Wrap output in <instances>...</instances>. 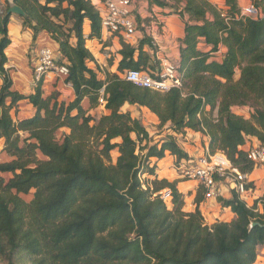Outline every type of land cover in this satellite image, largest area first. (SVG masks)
<instances>
[{
    "label": "trees",
    "instance_id": "16d2710c",
    "mask_svg": "<svg viewBox=\"0 0 264 264\" xmlns=\"http://www.w3.org/2000/svg\"><path fill=\"white\" fill-rule=\"evenodd\" d=\"M145 1L174 10L184 24L177 58L182 90L159 93L121 79L119 73L125 71H156L144 51L152 48L151 41L143 34L135 46L121 41L116 74L103 71L104 79H98L86 47L91 40L103 44L100 16L90 0H12L24 13L21 25L30 30L32 46L43 32L56 43L53 53L58 63H66L65 82L74 92V99L65 103L58 101V93L44 97L41 81L28 96L10 90L4 67L10 15L4 0L0 142L12 160L0 162L1 264H254L258 248L264 247V199L256 203L262 205L259 213L230 191L218 204L234 219L208 226L197 190L194 211L183 212L179 181L158 179L150 160H162L168 153L179 162L189 159L187 153L172 137L151 145L140 120L122 111L124 105L146 108L175 136L185 131L207 135L210 154L220 152L250 174L252 165L243 148L251 137L264 145V111L248 121L232 109L264 102V0H251L259 11L255 19H237V0H224L228 21L209 0H173V6L164 0ZM199 42L209 50H198ZM219 47L225 49L220 61L212 57ZM101 89L108 114L95 120L81 102L88 99L96 107ZM22 100L34 114L14 121L10 111ZM214 113L217 118L212 119ZM61 129L68 133L59 141ZM114 150L118 157L113 164ZM144 174L153 179L142 181ZM32 191L31 201L21 198ZM163 191L171 210L161 199ZM253 223L258 225L251 227Z\"/></svg>",
    "mask_w": 264,
    "mask_h": 264
},
{
    "label": "crops",
    "instance_id": "0c3cea01",
    "mask_svg": "<svg viewBox=\"0 0 264 264\" xmlns=\"http://www.w3.org/2000/svg\"><path fill=\"white\" fill-rule=\"evenodd\" d=\"M6 1L8 2V7H9V5L12 3V0H6ZM90 1L95 6V8L98 7L99 0H90ZM209 3L212 4L214 7H216L218 11H225V9L222 8L224 7L223 0H209ZM147 4H148L147 2L145 1L142 2V0L140 2L134 1V4L132 6V10L134 14L142 22V25L152 26V22L154 21V19L159 20L158 18H161L162 26L159 27L160 29L158 30V33H156L159 43L158 47L161 51V55L163 54L166 57H171L177 60L178 46L180 45V41L183 39L184 36V24L177 16L169 15V13H167L165 10L151 7L150 9L151 11H150L149 9H147L148 8ZM4 5L6 6L4 0H0L1 14L4 11L2 9ZM238 6L242 7L240 5ZM156 13H158L159 15H156ZM21 24H22L21 17H18L16 15H10L9 22L7 25L10 45L4 51V54L7 58V64L4 67L7 70L10 79L12 81V86L10 90L13 92H17L20 95L28 96L33 92V88H34L32 86V68L34 66L38 50L43 47H46L55 52L57 51V45L48 37L46 33L43 32L40 35H38L35 44L32 46L31 32L30 30L22 29ZM83 33L84 36H87L89 34V22L87 20H85L83 23ZM141 38H142V34L140 33H137V35H133L129 38H122V37L120 38L118 35L115 36V35L101 34V40L103 44H100L96 40L87 41V43H89L90 45V47H88V50L91 52L95 60V63H97L98 66L100 67L106 66L105 56L102 55V52L100 50L104 52H109L108 56L114 54L115 59L113 61L112 68L110 69V71L115 73L117 64L121 59L120 56L118 55V51L121 49V41L123 40L125 43H127L130 46H135ZM197 48L200 51L209 50V47L206 46L203 42H199ZM224 53H225V49L219 47V51L216 54L217 55L222 54L223 57ZM89 67L91 69H94V63L90 64ZM101 71H102L101 73H103V71L105 72L104 69ZM99 75L100 73H98V79L100 78V80H103L104 77H100ZM1 84H2V80L0 78V86ZM42 91L44 93V97L48 96L50 93H58L59 102L69 103L74 99V92L71 88V85H68L59 79H55L51 77H47L46 79H44V81L42 82ZM5 103L9 104V99H7ZM81 107L91 117H94L95 115L101 116L108 114V111H106L104 108L105 106H100L97 104L96 107L91 108L88 99H84L81 102ZM122 111L129 112L132 118L138 120L140 119L139 115L144 114L145 117L149 118L150 120L157 121L156 117L153 114H151L146 108L124 105ZM33 114H34V109L26 100H22L18 102L15 108H13L10 111V115L14 121L15 120L19 121L22 119L29 118ZM190 134L195 136V140H198L197 137H201L203 140V146H201L199 143L196 144L198 145V147H194L193 154L190 155L196 157L201 152L199 151V149L202 150V148L204 147L206 143V139L203 136L196 135L192 132ZM2 149H3V145L2 142H0V160L3 159L4 162H8L12 160L2 151ZM246 149L247 148L245 147L243 148L244 151ZM184 152L187 151L184 150ZM167 159L169 160L168 162L172 161L173 163H175V158H173L172 156H166L160 162L152 160V162L155 163L156 166L158 167V169H156V173H160V168H162V166L165 164L164 162ZM167 170L169 172L171 171L169 169ZM173 172H174V166H173ZM253 174L255 173L252 172L251 174L247 175L248 180L251 182L254 181ZM157 178L161 179L162 177L157 176ZM165 179L168 178L165 177ZM178 180L179 179L177 177L174 178V181H178ZM260 184L261 183H251L249 186L251 188V194L248 196L249 198L251 197L252 201L259 200L264 194V188L261 187L260 189ZM221 185H222V197L225 199L229 198L230 197L229 193L231 191V188L229 187L228 183H221ZM177 186L178 187L183 186V189L181 190H185L184 189L185 185L180 183V181L178 182ZM196 190H197V186L195 183H193L191 190L192 196L195 195ZM246 204L247 206H250V204H248L247 202ZM200 207L202 208L201 211H204V216H206V223H208V220L213 221V223L216 222L229 223L234 219V215L231 213V211L229 209L221 208L218 203H211L208 205L202 204V206L200 204ZM254 264H264V247L258 248L257 258Z\"/></svg>",
    "mask_w": 264,
    "mask_h": 264
},
{
    "label": "built area",
    "instance_id": "2783aa9c",
    "mask_svg": "<svg viewBox=\"0 0 264 264\" xmlns=\"http://www.w3.org/2000/svg\"><path fill=\"white\" fill-rule=\"evenodd\" d=\"M134 1L99 0L96 9L100 16L101 34L129 38L140 33L150 38L151 46L157 47L160 50L156 33L160 29L159 27L162 26V21L156 19L152 22V26L142 25L141 22L140 28L143 31L139 32L137 16L132 10ZM220 13L225 21L229 20L225 12L220 11ZM258 16V9L250 3L246 6L239 7L237 19H255ZM93 70L96 73L99 72L96 71L95 63ZM100 72L102 71L100 70ZM67 76L68 67L66 63H58L51 49L43 47L38 50L32 68L33 87L40 81L43 82L47 77L59 79L66 83L65 79ZM120 77L138 88L149 89L154 92L165 93L170 89L182 90V82L177 71V62L171 61L166 56L160 59V68L154 71V73L144 70L125 71ZM97 103L100 106H105L106 104L103 89L99 92ZM203 137L206 139V143L198 156L193 158L188 156L189 159L175 162L174 172L177 178L180 181H191L196 184L197 190H200L202 194L201 206L202 204L218 203V198L222 197L221 183H228L231 191H234L240 199L247 198L251 194V188L249 186L252 183L248 180V174H244L238 168L232 166L222 153L210 154L207 145L208 137L207 135H203ZM245 153L250 163L255 167L264 169V145L248 148L245 150ZM161 199L163 202L170 200L168 192L162 193ZM199 208L201 211L202 208ZM201 212L204 214V211Z\"/></svg>",
    "mask_w": 264,
    "mask_h": 264
},
{
    "label": "rangeland",
    "instance_id": "374dc122",
    "mask_svg": "<svg viewBox=\"0 0 264 264\" xmlns=\"http://www.w3.org/2000/svg\"><path fill=\"white\" fill-rule=\"evenodd\" d=\"M135 1L136 2H140L141 0H135ZM144 1L145 0H142V2H144ZM164 1H166L169 6H173L175 4V2L173 0H164ZM223 2H224V0H223ZM238 2H239V4H238ZM147 3H148L147 4V6H148L147 9L150 10L151 7H152V8H158V9H161V10H165L167 13H169V15H175V16H177L181 20V17L179 16V14L177 12H175L174 10L169 9V8L168 9H162V8L156 6V5H150L148 1H147ZM250 3H252L251 0H237V7L239 9V6L238 5H240V6L243 7V6H246V5L250 4ZM6 7L7 6L4 5L2 9L5 10ZM222 8L225 9V11H223L225 13L229 9V8H227L225 6V2H224V7H222ZM156 15H159V14L156 13ZM158 19L161 21V18H158ZM86 47H87V49H88V47H90L89 43H87V42H86ZM100 51L102 52V55L105 56V64H106V66H103V67L101 66L100 67V66H98L97 63H95V60H94L95 65L99 68V70H103L104 69L106 73H108V74H114L113 72L110 71V69L112 68L113 61L115 59L114 54H111L110 53L111 55L109 54L110 56H108V53L109 52H104L102 50H100ZM144 51H146L151 56L152 67L155 70L159 69L160 68V59H162L163 56H164L163 54L161 55V51L158 50L157 47H153V46L150 49L147 48V47H145ZM212 57H215V58H217V59L220 60L221 57H222V54H219V55H215L214 54V56H212ZM168 58H170L171 61H174V62L176 61L177 62V60H175V59H173L171 57H168ZM98 73H100V75H99L100 77H104V74L103 73H101L100 71ZM98 73H97V77H98ZM115 74H116V72H115ZM120 75L121 74L119 73V76ZM234 78H235V80H237L239 78V71H236ZM206 111H208V110H206ZM257 111H264V102L251 103V104H249L247 106H240L238 108H233L232 109V112L234 113V115L243 117L245 120H248V121L251 120L252 116ZM101 116L95 115L93 118L95 120H97ZM139 118H140L139 120H140L141 124L143 125V127L146 129V131L149 134V137H150V140H151V145L160 146V144H161L162 141L166 140L168 137H172V138L175 139V141H176V143H177V145H178V147L180 149H182L183 151L185 150L187 152L189 151L188 153L187 152L186 153L191 158H193V156H190V155L193 154V148L194 147H198V145H196V144L199 143L201 146H203V140H202V138L201 137H197L198 140H195V136L194 135H191L190 134L191 132L188 133L187 131H185L181 135L175 136L174 133H173V131L169 128V126L162 127V126L159 125V122L158 121H152L149 118L145 117L144 114H140L139 115ZM215 118H217L216 113L213 114L212 119H215ZM66 133H68V131L66 129L59 130L57 132V134H56L57 140L61 141L62 134H66ZM194 134H196V133H194ZM196 135H199V134H196ZM20 136H21V138H23L25 135L20 134ZM257 145H260V144L258 143V141L256 140V138L251 137V138H248L246 140L245 148H247V149L249 148L250 149V148H253L254 146H257ZM199 151H201V150L199 149ZM110 155H111L112 163L114 164L115 161H116V158L118 157V153H117L116 150H114V151L111 152ZM166 156H170V155L168 153H166L165 154V157ZM152 160H150V163H152ZM160 161L161 160H159L157 162H160ZM168 161L169 160L167 159L164 162L165 164L162 166V168H160V173H156V171H155V175H156V177L157 176L162 177L161 179H165V177H166V178L169 179L170 182L171 181L173 182L174 181V178L177 177V175L173 172V166L175 167L176 164L173 163L172 161L171 162H168ZM0 162H4L3 159H1ZM251 165H252V172H254L256 174V175L253 174L254 181L252 183H261L260 184V189H261V187L264 188V169H262L261 167H255L252 163H251ZM157 169H158V167H157ZM167 169H169L171 171L169 172ZM3 177L5 179H7V178L10 177V175H3ZM141 179H142V181H146V180H152L153 178L150 177V176H148V175H145L144 174V175L141 176ZM178 181H180V180H178ZM180 183H182V184L185 185L184 186V189L186 190V191L185 190H181V189H183V186H180V187L177 186V190L179 191V193H181L183 195V201H184L183 212H185V213H191V212L194 211V204L193 203L197 199H199L200 196H199V194L196 195L197 194V191H196L195 195L192 196L191 190H192V186H193V183L194 182H191V181H180ZM164 192H166V191H163V193ZM32 194H33V191L30 192L28 195H25V196L24 195H21V198L24 201L29 202L32 199ZM244 199H245V201L248 204H250L249 207L252 208L255 205L256 211H258L259 213H262V205L261 204H256V203L260 199H264V194H263V196L259 200L252 201L251 200V197L249 198V196H248V198H243L242 201H244ZM245 201H244V203L246 204ZM164 203H165V205H166V207H167L168 210H171L172 209L171 208V204H170V200H167ZM213 224H215V223H213V221L208 220V223L206 225L211 226Z\"/></svg>",
    "mask_w": 264,
    "mask_h": 264
},
{
    "label": "water",
    "instance_id": "95a60500",
    "mask_svg": "<svg viewBox=\"0 0 264 264\" xmlns=\"http://www.w3.org/2000/svg\"><path fill=\"white\" fill-rule=\"evenodd\" d=\"M7 14H9V15H16L18 17H23L24 16L23 11L18 6L14 5L12 3L9 5V7L7 9ZM0 114H1V110H0ZM256 225H258V224L253 223L251 225V227L256 226Z\"/></svg>",
    "mask_w": 264,
    "mask_h": 264
}]
</instances>
